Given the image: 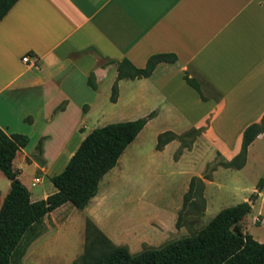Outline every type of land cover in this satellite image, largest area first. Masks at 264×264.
<instances>
[{"label": "crops", "instance_id": "obj_1", "mask_svg": "<svg viewBox=\"0 0 264 264\" xmlns=\"http://www.w3.org/2000/svg\"><path fill=\"white\" fill-rule=\"evenodd\" d=\"M155 54H175L178 60L159 64L148 78L119 81L120 94L124 86L131 85L135 101H150L155 96L159 103L170 102L169 112L182 110L176 119H182V125L188 128L170 131L182 135L200 129L193 148L205 142L214 152L210 161L218 153L225 161H232L241 151L246 128L252 124H263L264 128V0H19L3 18L0 128L8 135L29 138L13 165L20 171L32 201L46 199L57 191L51 178L63 172L86 137L80 134L82 124L80 119L74 121V112L80 109L83 115L79 104H91L101 96L102 86H113L118 75L113 62L128 59L144 68ZM24 57L36 65L23 62ZM91 74L96 90L88 83ZM185 74L200 83L205 100L186 83ZM191 105L194 113L188 108ZM258 164L264 167V130L248 147L243 168H221L214 174L215 181L204 179L205 213L214 207V197L233 201L224 208L248 201L257 188L246 187V173ZM116 168L103 178L87 208L77 210L64 204L34 224L12 264L18 257L23 263L32 261L41 253L37 247L58 235V225L76 215L85 227L86 219L92 220L114 244L127 247L133 254L144 246L166 243L164 238L165 242L152 245L151 234L162 233L156 231L163 227L161 223L153 231L136 226L121 228L122 220L127 219L125 213L106 203L116 188ZM183 175L184 198L192 178L187 172ZM222 175L232 178L228 185H222ZM36 178L41 182L37 184ZM0 186L1 209L10 190V184L3 183L1 171ZM175 205L169 215V233L175 230L184 201L180 199ZM263 206L264 185L242 221L244 231L260 243L264 241L250 229L264 224Z\"/></svg>", "mask_w": 264, "mask_h": 264}, {"label": "trees", "instance_id": "obj_2", "mask_svg": "<svg viewBox=\"0 0 264 264\" xmlns=\"http://www.w3.org/2000/svg\"><path fill=\"white\" fill-rule=\"evenodd\" d=\"M18 1L0 0V22ZM177 60L175 54H155L148 59L144 68L136 67L128 59L113 62L118 75L112 86L111 101L116 103L118 100L119 81L148 78L159 64H173ZM184 80L203 100L206 99L195 78L185 74ZM88 83L92 89H97L94 74L90 75ZM155 117L157 111H152L135 120L109 123L93 129L81 142L63 172L51 178L57 191L39 201L31 200L30 191L20 179V171L13 165L17 152L28 145L29 138L22 134L8 135L0 128V171L10 182V190L0 209V264H12L25 234L46 215L68 203L78 210L87 208L98 194L103 178L118 165L127 148ZM263 130V124L248 126L243 134L240 153L232 161L224 160L221 166L232 170L243 168L248 147ZM200 132V129H191L178 135L165 131L158 135L156 149L163 150L166 145L187 135L194 134L197 138ZM218 157H222L220 153ZM204 179L210 180L209 177L197 176L191 179L184 197L183 212L189 208L197 216H202L206 206ZM261 190L262 186L259 185L248 201L222 209L206 226L194 229L190 236L168 241L159 247L144 246L136 254L125 246L114 244L88 218L83 252L73 264H264V243L255 240L244 231L242 225ZM185 214L191 221L190 216ZM180 221L181 214L177 221L178 228L181 227ZM189 225L192 223L189 222Z\"/></svg>", "mask_w": 264, "mask_h": 264}, {"label": "rangeland", "instance_id": "obj_3", "mask_svg": "<svg viewBox=\"0 0 264 264\" xmlns=\"http://www.w3.org/2000/svg\"><path fill=\"white\" fill-rule=\"evenodd\" d=\"M131 87V85L124 86L121 94L119 88L118 100L113 103L111 101L112 87L102 86L100 88L101 96L98 99L93 100L91 104H84L83 107L82 104H79L84 116L80 114V109L75 110L74 121L80 119V124H82L80 134L88 135L93 129L103 127L109 123L135 120L146 116L152 111H157V117L149 122L145 133L127 148L119 160L115 169L118 170L116 188L108 195L106 203L110 207H119L121 212L125 213L122 216L127 219L124 218L121 224V228L124 230L136 226V229L142 228L144 231H153L161 223L163 227L156 229V231L162 233L159 236L155 233L151 234V237H153L151 238L152 245H159L158 243L163 242L164 238L168 242L190 236L193 234L194 229L206 226L222 207H226L233 201L219 200V198L213 196L214 207L208 210L207 213L204 211L202 216H197L189 208L183 212L181 206L178 215L179 217L181 214V227L178 228L176 225L175 228L173 227L175 230L169 233L170 212L176 207L175 204L180 199L184 201V195L181 196V194L184 190L186 175L183 174L187 172L191 178L194 176L199 177L198 174H201V178L209 177L211 181H215L214 174L224 168L221 166L224 159L217 155L214 160L210 161V157L214 152L205 142L194 149L193 143L198 141V137L196 138L194 134L176 140L168 148L166 145L163 150H157L159 134L170 131L171 128L175 131L188 129L182 125V119H176L181 116L182 110L177 109V113L171 114L168 110L169 107H172L169 104L170 102L159 103L155 96L150 97L152 102L135 101L130 94ZM186 105H190V103ZM188 108L193 113L195 112V107H192V105ZM186 146L187 148H184ZM206 160L209 161L204 164ZM258 165H254L246 173L245 184L249 189L253 185L256 188L261 185L263 188L264 167ZM31 175L32 171L30 170V178L33 179ZM37 176L43 178L42 174ZM223 177L222 175L221 178ZM231 179V177H224V180L221 179L223 181L222 185H228ZM2 180L4 184H10L3 174ZM121 186L122 188H120ZM212 190L216 192L215 187ZM185 213L190 216L191 221ZM76 217L74 219L68 218L66 223L59 224L58 235L51 237L37 247L38 252L41 251V253L34 255L32 261L27 260L23 263L21 260H17L16 264H72L80 256L85 241L84 221L80 215H76ZM193 220L198 221L193 222ZM189 222L192 225H189ZM250 231L259 241H264V224L253 226ZM135 241L139 242V239ZM132 243L134 244V241Z\"/></svg>", "mask_w": 264, "mask_h": 264}, {"label": "built area", "instance_id": "obj_4", "mask_svg": "<svg viewBox=\"0 0 264 264\" xmlns=\"http://www.w3.org/2000/svg\"><path fill=\"white\" fill-rule=\"evenodd\" d=\"M23 62L28 63V64H30V65H36V64L32 63L28 57H24V58H23ZM35 182H36L37 184L40 183V182H41L40 178H36V179H35Z\"/></svg>", "mask_w": 264, "mask_h": 264}]
</instances>
